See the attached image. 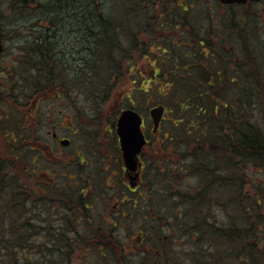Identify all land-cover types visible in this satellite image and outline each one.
Returning a JSON list of instances; mask_svg holds the SVG:
<instances>
[{
  "label": "rangeland",
  "instance_id": "374dc122",
  "mask_svg": "<svg viewBox=\"0 0 264 264\" xmlns=\"http://www.w3.org/2000/svg\"><path fill=\"white\" fill-rule=\"evenodd\" d=\"M43 1L46 2L47 0ZM100 1L101 2H98V4L104 5V9L107 11L106 15L111 14L113 18H118L119 16L120 21H125L124 28L123 30L119 31L121 32V34L117 35L119 37H117L115 41L118 42L119 40H123L124 47L126 49L130 47L131 42L135 38L132 36L134 34L139 41H147L150 43L158 41L160 39L159 37L154 38V33L153 35H150L148 33L156 27L160 26V24L162 23H155V21H151V29L146 32L144 31L147 29L148 25L146 20L154 16L160 17V15H158L160 9L166 10V8H168L169 10L166 11L169 13L172 12V15H174L173 13L176 12L175 8L168 3V0H117V9L114 8L112 0ZM172 1L173 3H178L181 10L187 8L189 9V7L192 6V14L188 15L190 16V21L202 25L204 29L203 32L206 30H213L217 32L218 28L221 26L222 33L224 31L225 37H227L228 39V45L233 46L234 51L236 50V42L233 41L235 39V33L232 32H236L237 38L243 39L244 35L250 36L251 39L254 38L251 40L252 44L250 43L251 46H249L248 48L249 50H251V52L256 54L257 60L260 62L264 71V5L245 9H243L242 7L223 9L220 7L218 0ZM45 2L42 3L44 4ZM7 3V0H0V30L5 39V52L1 57L0 63V73L4 75V77H2V81L0 82V163H2V166L5 165V172H7L11 177L12 174H14L15 176L17 175L16 177L19 178L22 186L24 182H26L32 191L33 189H35L34 193L31 191L33 196L52 201L56 192L51 189L53 188V186L50 180H53L55 185L68 183V180L63 178L62 175L65 174L66 170H69L71 167L74 171L75 167H77L75 174L78 175V177L84 176L83 174L91 176V180H93L95 184V187H93L89 186L90 183H87V185L89 186L88 191L95 188L94 191H91V193H94L93 197L89 199L90 202L91 200L96 199L95 202H92L93 210H91V212L88 211L89 216L93 219L91 221H95L97 223L101 221L109 223L120 221L121 223L127 224L128 229L120 231V233L124 237L128 238L127 243L136 244L138 236H141V232L143 234H147L149 232L147 227L141 232L139 231L140 229L138 224L140 222L147 224L168 223V220L173 219V223H182V219L184 221V216H182V201L185 202V199L183 196L177 195V193L180 192L178 191L180 187H174L176 182L180 184V177L183 175V172H181L183 166L181 165V160L179 157L181 153L177 151L179 150L178 148H182V145L180 146L164 141V136L169 132L168 128L171 127L170 122L166 121L162 123L161 129L159 130L160 132H158L155 137H150L155 151H152V153L147 156L148 159H146L147 176L145 179L146 184L144 189H147V191L143 192L142 190L141 193H139L147 195L148 198L151 197L149 198L150 201H148V203H145L144 201H138L140 203L137 206L133 205V203H131V205L129 203V205L127 206L121 205L120 210H116V208L114 207L117 202H121L127 197H131V200L140 198L137 194L130 195L129 191L123 187L126 179H123L122 162L118 156L119 150L117 149V133L115 128L111 125L117 122L118 116L122 111L127 109H135L147 121V129L148 132H150L152 129V123L149 120V111L152 107L157 105H164L166 107H169L168 109L170 110V112L173 111V109L170 108V103L165 104L164 96L167 94V90L165 87L161 88L160 90H157L154 87L149 94L143 91V89L148 90V87L151 88L153 84L149 83L150 78H152L153 76V69L148 64V58L152 59L151 61L153 62V59L156 58L155 55L157 53H161L162 51H157V47L152 46V50L149 51V55L146 56V59L135 61L134 52L119 50L120 52L118 51L117 53L119 54L120 58H122L123 53H127L126 55H128L129 60H131L132 58L134 66L136 65V68L138 70L137 74H135L134 69L133 72L127 76L113 78L111 77V75H108V78L103 80L98 79L97 82H93V78L90 72L91 69L82 65L85 54L76 53L77 58H80V60L74 62V67L66 65L63 62L57 63L54 58L50 59L47 57V60L49 62L55 61V63L53 64V66L55 67V69H53V78L58 79V81L61 78L70 80L66 82L67 87H70L72 89V93L73 91H75L74 106L76 112L72 110V119L69 121L66 118V115L69 113V111H67V113L66 110H63L62 113H60L59 115L56 114L53 118H51L49 116H52V114H48L47 107L52 104H49V101H51L54 93L53 91H56L55 89L57 88V85H46L45 82L47 80H45L40 75V73L37 72L36 68L31 66V64H34V62H36V58L33 57L32 60L31 56L29 55L32 50V36L35 35V33L40 34L38 32L42 29L41 26H50L46 18L50 16L51 12H47V10L39 6L37 0H31L28 8L20 10L17 8L16 11L13 8H10ZM141 5L143 7V10L140 9ZM148 5L151 6L148 7ZM73 6L74 4H72V7ZM64 10V18H57V23L59 21V23L62 24L63 31L66 27L73 26L74 23V20L68 22V11L67 9ZM78 10L83 14V9L81 10V8H78ZM248 12H250L251 16L246 17L247 15H243L244 13ZM230 14L235 15L237 19H240L241 17L246 19L247 23L244 26L245 29L243 30V34L241 33L242 29L240 26L236 27L234 23L228 21ZM126 18H128V20H126ZM220 18L222 22H217L220 21ZM156 20L159 19L156 18ZM132 25L136 26V28L134 30H131L132 33H129L130 36L126 35V28L132 27ZM199 30L200 29L197 28L198 32ZM237 30L239 33H237ZM52 32H54V30ZM171 34V32L166 31V37L162 39L168 40L172 36ZM63 38L64 43L67 42L68 37L63 36ZM60 40H58L57 42H59ZM64 43H57V46H61ZM242 43H244V40L242 41ZM52 49L55 50V48ZM104 50L105 49L101 47L96 52L99 54ZM231 54L233 55V53ZM153 63L156 67V63ZM233 64H235V61L233 62ZM70 68L72 69L70 70ZM32 70H34L35 72L32 73L31 76H29L28 73L31 74ZM77 72H85L86 75L80 74V76H78L76 74ZM6 79L7 82H5ZM28 79L32 81V85L28 83ZM38 79L42 83V86L40 87V89H42L40 90L42 93H40L44 94V110L40 115V129L38 130V132L37 130L33 131L32 135L38 137L40 134L41 141L50 144V142L53 141V134L57 133L58 136L60 134L62 138L63 136L70 137L73 144L71 149L67 151L70 156L67 155L66 158H64V156H59L60 158L57 157L58 155L64 153V149L61 148L60 145H56L54 142V148L51 152H49V150H43L44 153H49H45L42 155L43 158H50L46 161L42 160L38 162V160H36V153H29L28 162L30 166V172L28 173V179H26L24 175L26 172L25 167H27V164H23V161L21 160L22 148L20 150L16 148L14 152V149L10 148L9 145L16 142L19 138L20 130L22 129V127H24L23 116L26 117L27 115H29V117L27 118L28 122L25 123V126H29V124L31 123H34L33 125H35L37 121V118H34L35 122L30 120V113L25 109L26 107L30 108L33 100L37 99L34 86L35 84H38ZM10 83L11 85L8 87ZM94 84H96V87L93 88L92 86ZM156 84H158V82ZM156 84H153V86ZM243 85L246 84L240 83V86ZM141 86H143L144 88L141 91H138L139 89H141ZM32 89H34V91H32ZM240 92H244L243 87L238 88V93ZM94 93H97V95L101 96L99 101H96ZM233 93L237 95L236 90ZM27 102L28 105H26ZM254 108L256 110V122L264 125V108L259 103L255 105ZM173 117V114H168L167 120L171 121ZM54 121H56V123H53ZM74 121H76L75 125L74 123H71ZM7 124L11 125L10 129H8ZM62 124L69 125L70 127L72 124L76 127L77 134L74 135L69 133L67 130L62 129ZM22 140L28 142V140L24 139V137L22 138ZM190 146L193 148L195 147V145ZM211 148V146H208L205 147L204 150L197 151L200 158L203 159V162H205L206 160H211V165L209 164L207 168H204L202 166L203 172L199 173L198 180H200V175H208V177L205 178H207L210 183H212L213 179L211 176L214 172V169H216V176L214 178L216 179V181L213 186L209 185V187H206V189H209V192L205 193L204 199H202L204 201L201 204L203 206V208H201L204 210L203 214L208 213L205 207H208V205L210 204L212 206V209L214 210L210 212L211 216L213 217L215 224H218L217 227L214 226V232L215 229L219 228H221L223 231L227 230L228 227H235L233 226V223L236 224V227L242 229L244 228V223H246L244 221V215H249V217L251 216V218L254 215H251V213L244 211L246 204L249 203V200H247V198L245 197L246 191H244L243 189L242 192L237 193V190L235 189L236 186L232 188L229 181L227 185L223 184L224 182H222L221 177H226L227 173L222 170L223 167L220 166L222 163L221 161H219V157H217L218 160L213 161L214 151H211ZM77 154H81L82 156L84 155L83 157L85 158L86 165L81 166L79 164L80 160L77 157ZM17 157L18 159H16ZM54 159L66 161V163H68V161L71 159L73 160V162H71L72 164L70 166L61 165L60 167H58V169H54L52 171L54 178L50 177L49 179L47 176L43 177L44 175L42 174H44L46 171H49L47 170V167L50 166L49 162H52V160ZM36 164L38 166H34ZM175 166L177 167V172L178 169H180L179 172L181 173H179L178 175L176 174V172H174ZM33 168L37 170L36 173H33ZM243 170L244 172H249L254 180L252 183L249 178L247 179V183L251 182V185H254L252 194L260 191L259 188L264 185L261 182L264 176V171H260L261 167L249 166L248 168L244 167ZM167 176L175 177L169 178ZM198 180L197 177L195 179L193 178L189 180L190 182L189 184H187V186H195ZM150 183L153 184L151 185L152 189H149ZM48 189L51 190L47 191ZM260 194L261 196L263 195L262 204H264V193ZM240 198L243 199V203H241ZM43 206V211H46V209L50 208L48 204H44ZM186 207L190 209L189 221L191 222L195 218V216H197L198 212L194 210L191 212L192 206L190 204H188V206ZM201 208H198V211ZM260 210V215L264 218V208H261ZM53 211L55 213L52 218L53 223H56V225L61 224L60 222L58 223V219L56 220V218L60 217V214H58V216L56 215L58 210L53 207ZM122 211L126 213L125 217H123ZM148 211L149 215L147 214ZM62 214L65 216L68 215L65 212H62ZM72 215L73 213L69 214L68 216ZM143 217H146L148 220L142 219ZM258 217L259 215L254 216V222L257 221ZM200 220L201 216L197 219L196 222H200ZM70 222L76 221L71 220ZM79 222H86V220L84 219V221ZM211 222L212 221L209 219L208 223L212 224ZM174 228L171 230V233L170 229L167 230V235L171 236V240L175 244L170 249L173 254L180 255L181 252L182 254L179 256V258H172L177 259L181 262V264H191L190 262L192 261V258L188 259L190 258V256L187 258L185 257L186 253L183 254L182 248L185 249L186 247H184L183 245L181 246L180 244L181 234L179 230L175 231ZM111 231L113 230H110V232ZM214 232H212L211 229L208 230L207 226L204 227V238L206 240H209L210 238L209 243H213L212 237L214 236ZM262 232L264 233V231ZM193 236L195 237L196 235L194 234ZM191 240H194L193 243L197 241V239L195 238H192ZM215 241L220 243L221 237L219 234L216 236ZM156 244H159L158 239L156 240ZM110 245H112V242L110 243ZM126 247H130V245H126ZM216 247L217 255L219 254V250L220 252H225V249L222 245H216ZM112 248L116 250L117 255H121L119 248H117L116 246H112ZM189 249L190 252H193V255L196 251H198L199 257H203L204 255L206 256V253H203V255H201L202 246L192 244L189 245ZM172 253L171 256H173ZM212 254L214 253L208 250L207 255L210 256L208 258L203 257V260L212 258V262H214L216 258H213ZM97 255H99L98 251H92L90 255L91 259H94ZM72 259L73 264H79L81 261H83V259H80L78 261L77 257H72ZM153 260H155V256L152 257L151 261Z\"/></svg>",
  "mask_w": 264,
  "mask_h": 264
},
{
  "label": "trees",
  "instance_id": "16d2710c",
  "mask_svg": "<svg viewBox=\"0 0 264 264\" xmlns=\"http://www.w3.org/2000/svg\"><path fill=\"white\" fill-rule=\"evenodd\" d=\"M7 1V5L15 11L17 8L19 10L28 8L31 2V0ZM47 1L37 0L39 6L47 12H51L52 15L50 14L46 18L50 26H41L42 29L38 32L40 34L35 33L32 36V50L29 54L32 60L33 57L36 58V62L31 66L36 68L45 80L54 79L53 69L55 67L53 64L55 61L49 62L47 57L52 59L58 55L57 50L52 49L57 47V33H59V37H68L65 42V46L68 48L77 47L79 49V44L74 45L78 40L84 42L88 40L93 43V52L89 55L86 54L82 62L84 67L91 69L93 82H97L98 79H106L108 75L113 78L127 76L134 69L137 74L138 70L136 65L134 66L132 58L129 60L127 53H123L120 58L117 53L119 45L115 40L119 37L117 35L121 34L119 31L123 30L125 21H120L119 16L113 18L111 14L106 15L107 11L104 9V5L98 4L101 2L100 0ZM168 3L175 8L174 15L171 14L172 12L166 11L169 10L168 8L160 9L159 14L155 13L160 17L148 18L146 20L147 29L144 30L147 32L151 29V21L161 22L160 26L148 34L153 35L154 33V38L159 37L162 44L159 45V40L152 43L139 41L135 34L132 35L135 38L131 45L146 48L155 46L157 51H162L155 55L157 70L156 81L153 84L157 82L158 84L154 86L152 84L153 87H148V90L141 86L138 91L143 89L145 93L149 94L154 87L157 90L166 88L165 104L170 103V108L173 109L170 112L169 107H166L167 113L174 115V121L173 118L168 121L167 114L165 121L170 122L171 127L168 128L169 132L164 136V141L180 146L195 145L194 148L189 146L194 154L198 150H204L203 147L196 146L198 144H209L212 147L211 151H218L219 161L222 163L220 166L227 173L226 177H221L223 184L227 185L229 181L232 188L236 186L237 193L244 189L245 197L249 200L244 211L251 215L254 214L252 218L249 215H244L246 223L242 229L236 227L235 223H233L235 227H228L227 230L222 231L220 228L217 233L221 237V244L216 241L215 244L210 243L202 246L201 255L206 253V256L203 257L208 258L209 250L214 253L212 254V257L216 258L214 262H212V258L203 260V257H199V252L196 251L195 258L190 263L264 264V233L262 232L264 231V218L260 215V209L264 208L263 195L260 194L264 193V185L259 188L260 191L252 194L254 185L248 186L247 179L249 178L252 183L254 180L249 172L243 170L244 167L260 166V171H264V125L256 122L254 108L258 103L264 108V71L256 54L248 48L254 38L251 39L250 36L245 35L243 39L237 38L236 32H232L235 33L233 41L236 42L234 51V47L228 45V39L225 37L224 31V34L222 33L221 26L217 32L213 30L203 32L202 25L190 21L188 15L192 14V6L188 11H184L180 9L178 3H173L172 0H168ZM72 4L76 8L72 7ZM112 4L115 9L118 8L117 0H112ZM261 4L264 5V2ZM261 4H250L242 8L262 6ZM77 7L83 9V14ZM64 9L68 11V22L74 20V23L73 26L66 27L63 31L62 24L59 21L57 23V18L62 19ZM140 9L143 10L142 5ZM243 15L251 16L250 12ZM228 21L234 23L236 27L240 26L243 34L244 26L247 23L245 18L237 19L235 15L230 14ZM217 22H222L221 18ZM135 28L136 26L133 25L127 27L126 35L131 34V30ZM197 28L200 29L199 32ZM53 30L54 32L57 30V33L52 32ZM166 31L172 33L168 40L162 39L166 37ZM237 33H239L238 30ZM243 40L244 43H242ZM101 47L105 50L98 54L96 51ZM204 47L208 48L209 52L200 50ZM229 49L230 51H228ZM72 55L74 54L71 52ZM134 55L142 60L149 53L138 52ZM234 61L235 64H233ZM76 74L78 76L86 75L85 72ZM234 79L235 81L241 79L243 82L250 80L251 84L240 86V83L232 81ZM45 83L48 85L47 82ZM41 86L35 84L34 88L40 90ZM92 87H96V84ZM239 87H243L244 92L238 93ZM235 90L237 95L233 93ZM94 97L96 101L101 98L97 93H94ZM19 139L20 137L12 143L14 152L16 148L21 149ZM178 149L177 151L180 153L184 150L181 147ZM179 157L182 161L183 156ZM210 162L211 160L202 161L200 165L207 168ZM202 166H200L201 169ZM179 171L180 169L177 172L175 166L174 172L178 175L181 173ZM16 176L12 174L11 177L5 172V165L2 166L0 163V264H70L69 256L73 247L63 235V230L61 229L59 232L52 226L40 228L39 225L43 223L56 224L52 220L55 215L53 207L58 210L56 215L60 214V217L56 218L59 220L58 223L84 220L88 216L86 199L76 192L73 195L55 194L52 201L45 200L28 192L29 190H26L24 184L22 186ZM215 176L216 169L212 173V179ZM169 178H174V176H169ZM178 191L180 192L177 195L183 196L180 188ZM240 201L243 203V199L240 198ZM44 204H48L50 207L46 211L42 209ZM62 212L68 215L73 213V215L65 216ZM255 215H259V217L254 222ZM168 224L175 227V231L179 230L180 232L182 229V223H173V219L168 220ZM172 245H175L174 242ZM216 245H222L225 252L219 250L217 255ZM58 255L64 259L59 260ZM180 255L173 254V257L179 258ZM178 263L181 264L178 260L174 261V264Z\"/></svg>",
  "mask_w": 264,
  "mask_h": 264
},
{
  "label": "flooded vegetation",
  "instance_id": "af4514ba",
  "mask_svg": "<svg viewBox=\"0 0 264 264\" xmlns=\"http://www.w3.org/2000/svg\"><path fill=\"white\" fill-rule=\"evenodd\" d=\"M263 1H261L258 4H254V3H250L253 5H259L261 3H263ZM248 4V5H250ZM219 5L221 8L223 9H228L231 7H237V6H227V5H223L220 3L219 1ZM247 5V6H248ZM262 5V4H261ZM245 6V7H247ZM188 9V8H187ZM187 9H184V11H188ZM72 32V31H70ZM57 33V30L54 32ZM2 36V42L4 43V50L3 52L0 54V63H1V57L5 52V39L1 33ZM57 40H61L58 42L60 43H64V38L63 36L59 37V33H57ZM77 43H74V45L79 44L80 47L79 49H77V47H70L68 48L67 46H65V43L61 46H57L55 48V50H57L58 55L54 57V60L58 62H63L66 65H70L72 67H74L73 65L75 64L74 62L77 61V56L75 57L76 53L77 54H91L93 52V43L90 41H86L84 42L83 40L81 41H76ZM119 45V50L120 51H132L134 52V54H137L138 52H148L152 50V48H146V47H141V46H133L130 44L129 48H125L124 47V41L123 40H119L118 42ZM162 44V41L159 43V45ZM165 49V48H164ZM221 49V48H220ZM54 50V51H55ZM77 50V51H75ZM201 51H205V52H209L208 48H201ZM230 51V49L228 50ZM71 52L74 54L71 56ZM75 57V58H74ZM84 59V58H83ZM143 59H146V56L143 57ZM80 60V58L78 59ZM139 60L138 57H135V61ZM148 64L151 66V68L153 69V76L152 78H150L149 83H155L156 81V67L154 65L153 62H155V59H153V62L151 61L152 59L148 58ZM83 62V61H82ZM138 63V62H137ZM156 63V62H155ZM8 66V65H7ZM72 68H70L71 70ZM29 76L32 75L28 73ZM2 77H4V75H2V73H0V82L2 81ZM70 80H67L65 78H61L59 81L58 79H53V80H47V84L49 85H57V88L55 89L56 91H53V97L51 99V101H49L51 104L50 106L47 107V112L48 114H52V116L50 115L49 117L53 118L56 114L59 115L60 113L63 112V110L69 111V113L66 115V118L70 121L72 119L71 116V112L72 110H74V112H76L75 106H74V95H75V91H73L72 93V89L70 87H67L66 82H68ZM235 83H245L246 85L251 84L250 80H245V82H243L241 79L240 80H232ZM5 82H7V79L5 80ZM28 83H32L31 80H28ZM37 85H42V83L40 82V80H37ZM11 85V83L8 85V87ZM32 85V84H31ZM9 90V89H7ZM35 95L37 97L36 100H33V103L31 104L30 108L26 107L25 110H28V112L30 113V120L35 122L34 118H37V121L35 123V125H33L34 123L29 124V126H25V123L28 122V117L29 115H27L26 117L23 116V122H24V127H22V129L20 130L19 133V137H20V144H21V148H22V161L23 164H27L25 167L26 168V172H25V178L28 179V173L30 172V166H29V162H28V156L29 153L35 154L36 153V160L42 161V160H47L50 158H43V154L44 151L43 150H49V152H51L54 148V143L56 145H60L61 148L64 149V153H62L61 155H58L57 157L60 158L59 156H64V158L68 156H70L68 154V150L71 149L72 147V140L70 137H66V136H58L57 133L53 134L52 138L53 141L50 142V144L48 143H44L41 141V135L39 134L38 137L33 136L32 132L36 131L38 132V130L40 129V115L43 113L42 111L43 109V105H44V94H41L42 92L40 90L35 89ZM32 91H34V89H32ZM52 91V90H51ZM41 92V93H40ZM49 100V98H48ZM26 105H28V102L26 103ZM9 114V113H8ZM70 114V116H69ZM121 114V113H120ZM167 114V112H166ZM120 115L118 116L119 119ZM49 119V118H48ZM117 119V121H118ZM150 120V118H149ZM166 120V117L163 118V122ZM26 121V122H25ZM22 122V124H23ZM162 122V123H163ZM53 123H56V121H54ZM72 124L76 123V121L71 122ZM152 123V121H151ZM161 123V125H162ZM71 124V127L69 125H61L62 129L67 130L69 133L76 135L77 131H76V127L73 126ZM161 125L159 130L161 129ZM11 125L7 124L8 129H10ZM111 126H113L116 130L117 133V122L114 124H112ZM143 131L144 134L146 136L147 139V144L144 147V149L141 151V153L138 155V169L135 173H132L131 171L127 170L125 167V161H124V156H123V150L122 147L120 145L118 136H117V149L119 150V158L122 162V171H123V179L125 178L126 181L124 182L123 187L126 188L130 195H138V197L140 199H136V200H131V197H127L125 200L121 201V202H117L115 204V208L116 210H120L121 205L127 206L131 205V203H133V205L137 206L140 202L144 201L145 203H148L149 197L147 195L144 194H139L141 193V191H147V189L145 188V184H146V171H147V165H146V159L147 156H149L152 151H155L153 148V143L151 142L150 137H155L156 134L153 133V130L151 129L150 132H148L147 129V121L143 118ZM153 128V127H152ZM158 130V132H160ZM24 135V136H22ZM98 135V133H97ZM24 137V139L28 140V142H26L25 140L23 141L22 138ZM54 142V143H53ZM11 144V143H10ZM190 145L189 144H185L182 146L183 152L181 153V155L183 156L182 158V166L183 169H181V172H183V175L180 177V184H178L177 182L175 183L174 187L177 188V186L180 187L182 193H183V197L185 199V202H183V211H182V216H184V221L182 219V229L180 231V238H181V246L183 245L184 247H186L185 249H183V254L186 253L185 257H189L188 259H194L195 258V254L193 255V252H190L189 249V245L192 244H196L198 246H203L204 244H210L209 240H206L204 238V227L207 226L208 230H212V232H214V226L217 227L218 224H215L213 217L211 216V211H214L212 209V206L209 204L208 207H205L208 211L207 214H203L204 210L202 209L203 206L201 205L204 201L202 199H204V195L205 193L209 192V189H206V187H209V185L213 186L216 179L212 180V183H210V181L205 178L208 177V175H200V180H198V176L200 172H203L201 167L202 165L201 162L203 159L200 158L198 153H192L190 150ZM198 147H208L210 146L209 144H198L196 145ZM10 148H12V144L9 145ZM157 148V147H156ZM207 149V148H206ZM42 150V152H41ZM101 151V150H100ZM102 152V151H101ZM49 154V153H46ZM51 156V155H48ZM84 156V155H83ZM81 154H77V157L79 158V164L81 166L86 165L85 163V158L83 157ZM213 157L215 160H218L217 157H219V153L218 151L213 153ZM53 159V158H52ZM84 159V160H83ZM198 160V161H197ZM34 162V161H33ZM73 162V160H69L68 163H66V161H61L59 159H54L52 160V162L50 161V166L47 167V170L44 174L43 177H48L50 179V177H53V170L58 169V167H60L61 165H71ZM196 164V166L194 167V165ZM34 166H38L37 164ZM76 168L75 167V171L72 169V167L69 170H66V173L62 175L63 178H65L66 180H68V183H62V184H54L53 180H50L52 182V186L53 189L56 194H61L64 193L65 195H73L76 192L79 193V195L86 199V209H87V213L88 211L91 212V210H93V204L92 202H95V200H91L90 202V198L93 197L94 193H91V191H94L95 188H93L92 190L88 191V187L89 186H93L95 187L94 181L91 180V176L85 175L84 176H80L78 177V175H76ZM37 170L33 168V173H36ZM169 177V176H167ZM175 177V176H174ZM197 177V184L195 186H187V184H189V180L191 179H195ZM215 178V177H214ZM79 179V180H78ZM87 183H90V185L88 186ZM262 183L264 184V178L262 180ZM248 186H252L251 182L247 183ZM25 188L28 192H31L32 190L30 189V187L27 185L26 182H24ZM108 185V184H107ZM151 185H153L152 183H150L149 185V189L151 188ZM51 189H48L47 191H50ZM33 193L35 192V189H33L32 191ZM45 192V191H43ZM89 192V194H88ZM152 194V193H151ZM129 195V196H130ZM133 201V202H131ZM140 201V202H138ZM90 204V205H89ZM188 204H190L192 206V210L191 212L194 210L197 213V216H195V218L190 222L189 218V211L190 209H188L186 206H188ZM205 206V205H204ZM202 207V208H201ZM198 208H201L198 211ZM202 211V212H200ZM152 213V212H151ZM149 215V211L147 213ZM122 215L123 217L126 216V213L122 211ZM201 216V220L200 222H196L197 219ZM103 217V214H102ZM142 219H147L146 217H143ZM209 219L212 221L211 223L213 224H209ZM86 222H62L59 225L56 224H40L39 227L40 228H45V227H49L52 226L55 229H58L59 232H61V229L63 230V235H65V237L68 239L69 244L73 247V250H71L70 252V256L69 258L70 260V264H73V258L77 257V260L79 261L80 259H83V261H81L80 263H84V264H174V261H176L177 259L172 258L173 256H171V247L172 245V240H171V236L167 235V230L170 229V233L171 230L173 229V226H170V224L168 223H142L140 222L138 224L139 226V231L141 232L142 230H144L146 227L149 230V232L147 234H143L141 232V236H138V240L136 244H131V243H127V239L126 237H124L120 231L122 230H126L127 228V224L125 223H121L120 221H115L113 223H109V222H105V221H101L99 223L95 222V221H91L93 220L89 214L88 216L85 218ZM102 220V219H101ZM148 220V219H147ZM84 221V220H81ZM157 221V220H156ZM94 222V223H93ZM191 224V225H189ZM213 227V228H212ZM220 229V228H219ZM219 229H215L214 232V236L212 237L213 243H216L215 239L216 236L218 235L217 230ZM110 230H113L110 232ZM59 234V233H58ZM196 235L195 237L193 235ZM192 238L197 239V241L195 243H193L194 240H191ZM158 239L159 245L156 244V240ZM112 242V245H110V243ZM126 245H130V247H126ZM112 246H116L117 248H119L120 254L121 255H117L116 250L114 248H112ZM159 246V247H156ZM92 251H98L99 255H97L94 259H91V252ZM155 256V260L151 261L152 257ZM58 259L62 260L64 259V257H62L61 255H58ZM187 260V259H185ZM79 263V264H80Z\"/></svg>",
  "mask_w": 264,
  "mask_h": 264
},
{
  "label": "water",
  "instance_id": "95a60500",
  "mask_svg": "<svg viewBox=\"0 0 264 264\" xmlns=\"http://www.w3.org/2000/svg\"><path fill=\"white\" fill-rule=\"evenodd\" d=\"M259 2L261 0H220L222 4H247L248 2ZM3 50V43L0 35V53ZM165 115V106L154 107L150 111L153 120L154 130L156 133L160 123ZM142 116L132 110L122 112L117 122V135L123 150L125 167L127 170L135 173L138 169V155L146 145L147 141L142 130Z\"/></svg>",
  "mask_w": 264,
  "mask_h": 264
}]
</instances>
